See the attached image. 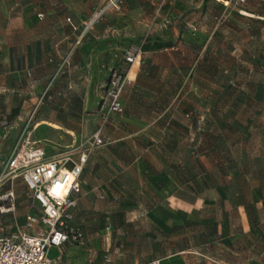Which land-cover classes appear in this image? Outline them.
<instances>
[{"label":"rangeland","instance_id":"374dc122","mask_svg":"<svg viewBox=\"0 0 264 264\" xmlns=\"http://www.w3.org/2000/svg\"><path fill=\"white\" fill-rule=\"evenodd\" d=\"M6 1L11 7L0 8V232L21 227L28 214L41 215L22 179L7 168L23 137L39 140L40 107L45 103L60 121L65 107L78 110L81 124L85 113L79 140L42 130L52 154L80 148L96 123V94L103 97L107 87L106 79L83 86L68 72L66 59L87 58L89 49L55 47L48 24L33 20L27 0ZM158 4L107 0L98 9L125 8L134 17L140 7L147 10L150 33L132 46H146L139 65L146 74L129 93L138 100L111 116L104 144L88 157L73 219L80 242L49 255L53 264H264V19L223 0H165L157 21ZM172 7L173 26L160 38ZM100 53L101 59L112 54ZM191 69L188 87L196 93L188 116L198 124L188 137L186 126L166 121L174 90L187 86ZM164 73L175 76L162 81Z\"/></svg>","mask_w":264,"mask_h":264},{"label":"crops","instance_id":"0c3cea01","mask_svg":"<svg viewBox=\"0 0 264 264\" xmlns=\"http://www.w3.org/2000/svg\"><path fill=\"white\" fill-rule=\"evenodd\" d=\"M107 0H27V9L32 16L35 22L43 21L45 24H48L46 27L47 32H50V38L55 47H66L67 45L75 48H87L90 50L88 57L84 59H66V66L70 67L68 69L69 73H76L78 79L82 80L83 86L87 81H100L102 79L108 80L109 68L116 67L122 61L123 56H119L120 52L123 49H128L129 47L137 45V42L141 40V37L150 33V27L152 26V19L149 20V15H147V10H140L138 14L134 15L125 13V8H122L121 11H100V9ZM141 1V0H140ZM148 1V0H142ZM151 1V0H150ZM159 4L155 8L154 12L157 15V21H160L161 17L164 14L165 0H158ZM14 4L23 6L21 2H15ZM26 5V4H25ZM11 5L7 4L6 0H0V8L7 9ZM244 10H240V13L245 14L246 16H252L258 19H264V4L260 0H247L243 5ZM160 11L158 15L157 11ZM174 7L168 11L167 14L170 15L171 19L169 26L165 29L162 27L159 28L157 36H163L168 34L170 25L173 26L172 22L174 17L177 15ZM138 16V17H137ZM159 17V18H158ZM130 19H137L139 21L138 26H135L134 21ZM45 34V40L49 37ZM126 37L128 43L125 44V48L122 45L123 38ZM35 38H37L35 36ZM143 42V40H142ZM137 47V46H136ZM73 49V50H74ZM101 49H109L112 54L108 55L107 59H101ZM147 54L146 46L140 51L139 55L135 61L129 66L127 70V82L125 83L124 89L121 94V102L123 108L131 99L136 102L138 98L134 100V95L129 97L132 90L141 85V80L145 76V72H140L139 65L141 56ZM111 58V59H109ZM121 58V59H120ZM51 62L52 59H47ZM194 66V65H193ZM77 70H74L76 69ZM186 79L188 80L187 86L184 87L183 84L174 90L175 102L172 106V114L169 112L170 117H168L166 123L172 127H187V136H192L195 133V129L198 124V120L192 115L189 117L188 114L191 113L190 108L192 101L195 97V90L190 85V79L194 76V71L191 69L189 72L185 73ZM161 80H167L169 76H175L174 73H164ZM183 76V75H182ZM175 78V77H174ZM173 78V79H174ZM184 80V79H183ZM140 81V82H139ZM98 96L96 104H100L102 96ZM192 97V98H191ZM46 104L44 103L40 107L37 116L34 129L37 133V142L44 148L46 155L51 156L50 149L48 148V143L45 141L46 136L43 133L45 130H50L56 135H65L67 138H73L74 140H79L80 135V126H84V119L86 118L83 111L82 124L79 120L81 116L78 110H69L65 107V115L62 116V120H58L56 117L55 111L47 112L45 110ZM170 106V105H169ZM165 113V110H162L161 115ZM131 114V111H129ZM70 115V116H69ZM98 114H96V123L93 129H91L90 134L97 128L98 125ZM43 130V131H42ZM264 134V128L261 130ZM46 139V140H44ZM48 142V141H47ZM87 163V162H86ZM86 165V164H85ZM85 168V167H84ZM84 171V169H83ZM83 173V172H82ZM133 177L134 173L131 172ZM80 176L82 191L84 188L83 181ZM155 185L157 184L156 180H153ZM142 184V182H141ZM259 202H264L260 200ZM241 208L244 207V204L239 205ZM75 211V208H74ZM241 224L248 226V222L245 218L242 219Z\"/></svg>","mask_w":264,"mask_h":264},{"label":"built area","instance_id":"2783aa9c","mask_svg":"<svg viewBox=\"0 0 264 264\" xmlns=\"http://www.w3.org/2000/svg\"><path fill=\"white\" fill-rule=\"evenodd\" d=\"M223 2H232V9L240 11L247 0ZM139 53V48L129 47L121 63L109 68L106 92L98 106L99 122L83 147L47 156L37 141L29 139L30 133L14 147L8 171L22 179L41 215L28 214L21 227L0 232V264H53L51 249L80 242L81 231L73 224L74 208L82 192L80 176L89 155L104 144V126L122 111L126 73Z\"/></svg>","mask_w":264,"mask_h":264},{"label":"trees","instance_id":"16d2710c","mask_svg":"<svg viewBox=\"0 0 264 264\" xmlns=\"http://www.w3.org/2000/svg\"><path fill=\"white\" fill-rule=\"evenodd\" d=\"M140 49V51L142 52V48H139ZM85 167V166H84Z\"/></svg>","mask_w":264,"mask_h":264}]
</instances>
